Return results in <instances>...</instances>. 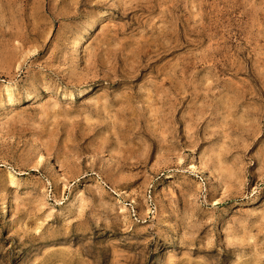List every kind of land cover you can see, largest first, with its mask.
Instances as JSON below:
<instances>
[{
    "label": "rangeland",
    "instance_id": "obj_1",
    "mask_svg": "<svg viewBox=\"0 0 264 264\" xmlns=\"http://www.w3.org/2000/svg\"><path fill=\"white\" fill-rule=\"evenodd\" d=\"M0 264H264V0H0Z\"/></svg>",
    "mask_w": 264,
    "mask_h": 264
},
{
    "label": "bare ground",
    "instance_id": "obj_2",
    "mask_svg": "<svg viewBox=\"0 0 264 264\" xmlns=\"http://www.w3.org/2000/svg\"><path fill=\"white\" fill-rule=\"evenodd\" d=\"M84 36L83 37H81V40H78L79 41V44H80V42H82V41H84ZM81 45V44H80ZM79 50V49H78ZM74 52H75V50H74ZM89 89H90V87H89ZM82 90H84V89H82ZM82 90H80V91H82ZM86 91V90H85ZM85 91H83V92H85ZM6 205V204H5ZM4 205V206H5ZM6 207V206H5ZM5 209V208H4ZM8 209V208H7ZM6 211V210H5ZM4 213V212H3ZM6 213V212H5ZM5 216H6V214H5ZM8 219V218H7Z\"/></svg>",
    "mask_w": 264,
    "mask_h": 264
}]
</instances>
